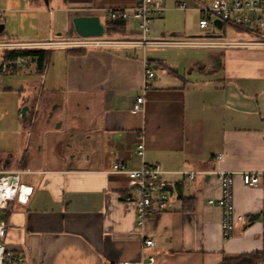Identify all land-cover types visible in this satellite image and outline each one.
<instances>
[{
    "label": "crops",
    "instance_id": "1",
    "mask_svg": "<svg viewBox=\"0 0 264 264\" xmlns=\"http://www.w3.org/2000/svg\"><path fill=\"white\" fill-rule=\"evenodd\" d=\"M136 3L0 0V41H55L51 4L65 31L56 32L57 40H66L76 36L73 16L107 21L108 8ZM126 25L118 35L135 37L136 27ZM258 31L264 35V27ZM42 48L48 56L41 70L33 57L9 60L0 48V171L20 169L21 182L32 187L26 202L13 199L0 210L7 251L29 264H136L147 254L155 259L145 264H221L264 250V47L241 48L236 90L214 79L190 80L162 57L148 59L164 71H154L143 90L142 47ZM21 67L38 77L25 83L26 93L2 85V74ZM139 94L144 101L135 110ZM140 141L142 156L136 153ZM117 162L128 168L159 163L170 185L166 207L142 226L124 200L132 184L113 170ZM214 169L234 174L236 221L229 237L222 235L221 208L207 203L220 194L216 177L206 172L189 179L180 172ZM245 172L259 173V184L245 185ZM145 238L154 245L144 246ZM253 264H264V252Z\"/></svg>",
    "mask_w": 264,
    "mask_h": 264
},
{
    "label": "built area",
    "instance_id": "2",
    "mask_svg": "<svg viewBox=\"0 0 264 264\" xmlns=\"http://www.w3.org/2000/svg\"><path fill=\"white\" fill-rule=\"evenodd\" d=\"M179 8L186 9L188 5L180 3ZM196 8L202 15L199 18L200 28L213 27L217 29L214 19H220L222 24H227L233 28L240 29L252 36V39L221 41L205 38H184V39H152L149 37L151 31V18L160 15L164 7L161 0H137L133 7L108 8L106 14L110 20H123L125 23L134 21L136 23L137 33L133 38H115L112 35L104 33L100 36H78L66 40L43 41V42H20L4 40L0 41V48L10 49L19 47H50L64 46L76 48L92 47H113V46H131V47H150V46H191V47H214L222 45H240V46H259L264 47V35L258 30L264 27V0H205L196 1ZM2 12L0 11V18ZM19 56L17 59H22ZM143 79L142 89L150 87V80L154 77V69L151 62L144 58L142 61ZM144 96L139 94L133 102V109L141 108ZM144 144L142 141L136 144V153L142 156ZM113 170L123 172L130 178L132 187L129 192L124 194V200L133 204L136 212V224L142 226L145 219L156 210H162L166 207L170 185L162 174L164 170L159 163H142L138 168H128L122 162L113 165ZM189 179H193L197 174H213L218 182L220 194L218 197H210L207 203L211 206L218 205L221 210L220 227L223 237H229L235 227V213L233 203V183L234 174L228 170L214 169L211 171L188 170L180 171ZM20 169L1 170L0 171V210L8 207L9 201L16 199L20 202H26L32 192L30 185L20 181ZM242 182L248 186H255L260 182L259 173L245 172L242 174ZM241 220V217H238ZM5 236V225L0 221V264H29L20 254L9 252L5 249L3 238ZM143 245L152 247L154 241L151 238H145ZM155 257L153 254H147L144 260L136 264L152 263ZM121 264H131L123 261Z\"/></svg>",
    "mask_w": 264,
    "mask_h": 264
},
{
    "label": "rangeland",
    "instance_id": "3",
    "mask_svg": "<svg viewBox=\"0 0 264 264\" xmlns=\"http://www.w3.org/2000/svg\"><path fill=\"white\" fill-rule=\"evenodd\" d=\"M164 7L163 12L160 15L151 18V31L149 37L152 39H183V38H205L221 41L230 40H250L246 33L237 30L227 24H224L222 29H210V27L202 29L198 25L200 16L202 15L196 8H194L196 1L204 0H161ZM233 1V0H230ZM186 3L188 7L186 9L179 8L180 3ZM56 13V7L51 4ZM54 15V23L59 28L55 29L51 40H57L59 35L56 32L62 31L60 22H56ZM101 22L104 24L105 19L101 17ZM133 28L136 27L134 21L130 22ZM62 35H65V31H62ZM174 32L175 35L171 36L169 33ZM123 35V34H122ZM113 36V35H112ZM115 38H125L124 36L114 35ZM55 46V45H53ZM113 47H124L113 46ZM128 47V46H127ZM253 46H240V45H222L214 47H191V46H150L145 47V58L155 60L157 58H165L168 66L177 70L190 80H196L202 84L205 81H212L216 83L220 82L225 85L226 90L232 88L236 90L235 86L241 84L238 76L241 75V48H247ZM259 47V46H255ZM52 53V52H51ZM142 53V52H141ZM51 62L56 59V52L51 54ZM151 62V61H150ZM156 74L163 72V67L151 63ZM224 69H226V79L220 80V77L224 75ZM55 73V72H54ZM3 86H16V88H23L25 93L27 92V86L25 83H30L31 80L38 79L32 72L25 70V67H21V70L17 74H2ZM40 79V75H39ZM211 85L207 83V86ZM239 87V86H238ZM237 87V88H238ZM27 104L20 106V112L25 109ZM23 181V177L20 179Z\"/></svg>",
    "mask_w": 264,
    "mask_h": 264
},
{
    "label": "trees",
    "instance_id": "4",
    "mask_svg": "<svg viewBox=\"0 0 264 264\" xmlns=\"http://www.w3.org/2000/svg\"><path fill=\"white\" fill-rule=\"evenodd\" d=\"M127 25L123 20H110L104 22V30L108 35L125 34ZM70 52H83L86 48L67 47ZM6 58L14 60L15 58L31 56L36 61L37 69L41 70L48 56V49L42 47H19L5 49ZM263 252H256L252 254H241L236 258L224 259L221 264H253L260 261Z\"/></svg>",
    "mask_w": 264,
    "mask_h": 264
},
{
    "label": "water",
    "instance_id": "5",
    "mask_svg": "<svg viewBox=\"0 0 264 264\" xmlns=\"http://www.w3.org/2000/svg\"><path fill=\"white\" fill-rule=\"evenodd\" d=\"M214 23L220 27L222 21L214 19ZM3 27L4 24L0 23V32ZM72 27L78 36H100L104 33V24L97 15H75L72 17ZM169 34L171 36L175 35L174 32Z\"/></svg>",
    "mask_w": 264,
    "mask_h": 264
}]
</instances>
